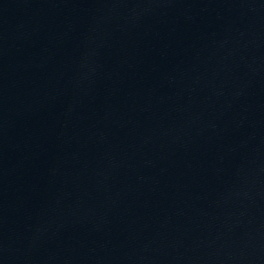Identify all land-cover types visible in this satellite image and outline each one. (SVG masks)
I'll return each instance as SVG.
<instances>
[{
  "label": "water",
  "instance_id": "95a60500",
  "mask_svg": "<svg viewBox=\"0 0 264 264\" xmlns=\"http://www.w3.org/2000/svg\"><path fill=\"white\" fill-rule=\"evenodd\" d=\"M0 264H264V0H0Z\"/></svg>",
  "mask_w": 264,
  "mask_h": 264
}]
</instances>
